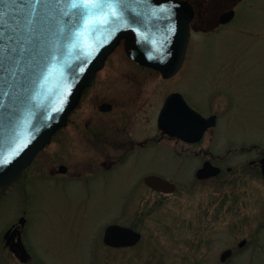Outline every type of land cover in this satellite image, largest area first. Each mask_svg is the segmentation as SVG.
I'll list each match as a JSON object with an SVG mask.
<instances>
[{"label":"rangeland","instance_id":"obj_1","mask_svg":"<svg viewBox=\"0 0 264 264\" xmlns=\"http://www.w3.org/2000/svg\"><path fill=\"white\" fill-rule=\"evenodd\" d=\"M190 1L197 13L181 70L164 78L134 62L121 44L72 123L0 195V264H20L4 234L24 216L27 245L41 264H221L227 248L236 251L229 264H264V175L251 163L264 153V0ZM231 8L235 18L216 26L219 13ZM174 91L204 115H218L201 144L157 141L164 135L161 108ZM108 99L115 107L102 112L98 104ZM105 137L156 141L113 172L90 175L105 167L102 150L124 153L105 146ZM205 159L222 171L200 180ZM59 164L70 174L54 173ZM152 173L174 181L176 191L151 189L144 176ZM112 223L141 230L143 240L111 249L103 237Z\"/></svg>","mask_w":264,"mask_h":264},{"label":"water","instance_id":"obj_2","mask_svg":"<svg viewBox=\"0 0 264 264\" xmlns=\"http://www.w3.org/2000/svg\"><path fill=\"white\" fill-rule=\"evenodd\" d=\"M71 3L0 0V194L19 180L24 168L68 123L84 90L119 44L124 42L132 59L159 70L164 77L176 74L186 58L195 14L186 0H116L120 18L95 35L79 38L76 33L83 31L82 22ZM234 15L233 9L222 21L228 22ZM216 118L215 114L205 117L181 93L174 92L161 110L159 127L195 142L216 125ZM261 165L264 173V156ZM220 172V166L206 161L197 177ZM145 181L160 192L176 189L174 182L159 175H148ZM25 221L24 217L20 220ZM10 233L6 234L7 244L20 255L17 246L23 250L24 245L12 244ZM141 237L140 232L120 224L108 226L105 232V242L112 246L133 245ZM246 243L243 240L239 246ZM232 253V249L224 251L222 259Z\"/></svg>","mask_w":264,"mask_h":264},{"label":"flooded vegetation","instance_id":"obj_3","mask_svg":"<svg viewBox=\"0 0 264 264\" xmlns=\"http://www.w3.org/2000/svg\"><path fill=\"white\" fill-rule=\"evenodd\" d=\"M193 3V2H192ZM194 4V6H195V8H196V4L195 3H193ZM226 12V10L225 11H222V12H220L219 13V15H218V20H217V22H216V26H218V24L220 25V24H224V23H222L221 22V19H222V17H223V14ZM197 13V12H196ZM236 16V15H235ZM235 18V17H234ZM230 23V22H229ZM227 24V23H226ZM96 79H97V77H96ZM96 79H95V81H96ZM95 81H94V83H95ZM94 83H93V85H94ZM92 85V86H93ZM92 86H90L88 89H91V87ZM87 89V90H88ZM87 90H86V92H87ZM85 95H86V93H85ZM92 102H93V100H92ZM94 107V106H93ZM98 107H99V109L102 111V112H110V111H112L113 109H114V107H115V105H114V103L111 101V100H104L103 102H100L99 104H98ZM209 116V115H208ZM217 121H218V118H217ZM72 123V118L70 117V120H69V123H68V125H70ZM67 125V126H68ZM77 125H79V124H77ZM66 126V127H67ZM65 128V127H64ZM64 128H62V129H60L57 133H56V135L60 132V131H62ZM215 127H213V128H209L207 131H206V133L209 131V130H212V129H214ZM164 135L163 136H161L160 138H158V140L157 141H161V140H163V138L164 137H167V138H173V139H177V140H179V141H181L183 144H189V145H197V144H201V142H202V140H203V138L201 139V140H199L198 142H187V141H185V140H182V139H179V138H175V137H171V136H169L168 134H165V133H163ZM55 135V136H56ZM54 136V137H55ZM205 136V135H204ZM155 138H153V139H146V140H144V141H138V142H134L133 140H122V142H120L119 140H117V139H112V138H108V137H105L104 138V143H105V146L107 145V144H113V146L115 147V148H119V149H123V150H121V151H123L124 153L123 154H121L120 156H116V155H112L111 153H110V151H108V150H102V153L104 154V156L106 157L105 159H106V161L104 160L103 161V165L105 166V167H103V168H99L98 169V172H91L90 173V175H99V174H104V173H109V172H113L114 170H116V168H118L119 167V165H121L119 162L120 161H122L123 159H125L126 157H127V155L128 154H130V153H133V152H138V151H140V150H142V149H147V148H149L152 144H155ZM135 147H137V148H135ZM116 156V157H115ZM129 156V155H128ZM263 156V155H262ZM262 158V157H261ZM261 158L258 160V161H256V160H252L251 161V163H254V164H258L259 163V165H261ZM206 160H208V159H205V161ZM211 160V159H210ZM204 161V162H205ZM203 162V163H204ZM214 162V161H213ZM215 163V162H214ZM60 165H62V164H59V166H58V168H57V170H55L54 171V173H57V174H60V175H69L70 174V167L67 165V171L64 173V172H60V170H59V167H60ZM261 171H262V174L264 175V173H263V169H262V166H261ZM148 175V174H147ZM147 175H145L144 176V179H145V177L147 176ZM145 182V181H144ZM146 184V183H145ZM147 185V184H146ZM148 186V185H147ZM26 226H27V221H26V223L25 224H13L8 230H7V232L9 231V230H12V231H15L16 232V234L15 235H13V236H11V242H13V243H15V242H19V243H23L24 244V246H25V249H26V251L28 252V255L27 254H24V252L22 253V251H25V250H22L21 249V251H20V255H18V254H16L14 251H11V249H10V247L9 246H7L6 245V248L13 254V256L20 262V264H29L30 262H34V263H36V264H41L39 261H37L36 259H35V257H34V255H33V253H32V251H31V248L27 245V242H26V239H25V234H26ZM135 228V227H134ZM137 229V228H136ZM137 230H139V229H137ZM143 233V232H142ZM143 236H144V234H143ZM142 236V238L136 243V244H134V245H132V246H129V247H135L136 245H138L142 240H143V237ZM5 240V239H4ZM248 243V242H247ZM247 243H246V245H247ZM6 244V243H5ZM104 244L106 245V246H108V247H110L111 249H115V250H120V249H123V248H128V246L127 247H122V246H120V247H114V246H110V245H107L105 242H104ZM246 245H244L243 247H245ZM243 247H241V248H243ZM233 249V253L225 260V261H222L221 260V264H229V262L235 257V255H236V251H235V249L234 248H232ZM222 253V252H221ZM220 258H221V255H220Z\"/></svg>","mask_w":264,"mask_h":264},{"label":"snow or ice","instance_id":"obj_4","mask_svg":"<svg viewBox=\"0 0 264 264\" xmlns=\"http://www.w3.org/2000/svg\"><path fill=\"white\" fill-rule=\"evenodd\" d=\"M35 2L44 4L47 0H35ZM71 8L76 10V15L82 22L80 27L83 31H77L78 38L85 34L95 35L99 29L118 20L121 15L116 0H72ZM76 46H79V40Z\"/></svg>","mask_w":264,"mask_h":264}]
</instances>
